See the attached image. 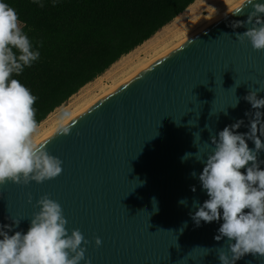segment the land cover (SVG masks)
<instances>
[{
    "label": "water",
    "instance_id": "obj_1",
    "mask_svg": "<svg viewBox=\"0 0 264 264\" xmlns=\"http://www.w3.org/2000/svg\"><path fill=\"white\" fill-rule=\"evenodd\" d=\"M238 6L69 120V135L55 130L43 139L62 161L61 174L0 186V224L22 218L14 231L26 232L36 201L47 195L60 204L69 234L79 229L89 242L91 264H220L217 251L226 245L214 236L222 221L196 227L190 218L193 199H208L198 179L204 165L181 157L202 153L210 132L238 121L237 131L247 132L253 109L244 97L264 92V50L238 41L234 33L246 29L231 26L251 10L242 6L237 15ZM237 264H264V257L248 254Z\"/></svg>",
    "mask_w": 264,
    "mask_h": 264
},
{
    "label": "clouds",
    "instance_id": "obj_2",
    "mask_svg": "<svg viewBox=\"0 0 264 264\" xmlns=\"http://www.w3.org/2000/svg\"><path fill=\"white\" fill-rule=\"evenodd\" d=\"M32 2L44 6L41 0ZM245 5L251 9L247 19L231 26L246 30L234 35L240 42H249L254 50H264V2L243 0L233 13L241 14ZM39 47L42 42L33 45L15 9L7 0H0V186L7 182L23 186L32 181L39 184L62 172V161L49 154L47 142L38 141L39 123L33 107L38 98L12 78L39 60ZM259 93L264 92L258 87L244 97L253 109L246 113L247 132L237 131L243 121L225 126L215 135L209 131L210 142H204L202 153L197 149L196 153L181 157V163L194 158L204 165L198 179L208 199L202 204L193 199L190 218L196 227L201 222L222 221L214 236L217 242L224 240L226 245L217 251L220 264H237L248 254L264 257V168L261 167L264 160L258 159L264 152V97L258 96ZM238 103L237 100L233 108ZM68 116L69 113L62 112L60 119ZM57 133L69 135L71 128L61 125ZM248 141L254 144L253 148ZM190 175L197 178L195 171ZM191 191L195 193L196 187H191ZM28 202H32L31 195ZM178 203L188 206L187 198ZM36 207L38 211L29 218L26 232L14 231L22 218L10 217L11 223L0 224V264H91L85 255L89 242L79 229L69 234L60 204L45 195L36 201ZM158 211V202L153 197L152 213ZM186 227L187 222L180 231ZM95 244H101L98 237ZM207 250L209 253L210 249Z\"/></svg>",
    "mask_w": 264,
    "mask_h": 264
},
{
    "label": "trees",
    "instance_id": "obj_3",
    "mask_svg": "<svg viewBox=\"0 0 264 264\" xmlns=\"http://www.w3.org/2000/svg\"><path fill=\"white\" fill-rule=\"evenodd\" d=\"M196 0H7L40 58L19 80L40 124L80 89L170 24Z\"/></svg>",
    "mask_w": 264,
    "mask_h": 264
},
{
    "label": "rangeland",
    "instance_id": "obj_4",
    "mask_svg": "<svg viewBox=\"0 0 264 264\" xmlns=\"http://www.w3.org/2000/svg\"><path fill=\"white\" fill-rule=\"evenodd\" d=\"M241 1L243 0H199L192 10L163 27L150 41L147 40L148 42H144L129 54L121 57L105 73L84 86L63 105L50 113L39 124L38 140L71 119L73 114L96 101L112 89L111 87L129 78L137 70L197 33L198 30ZM62 112L69 113L67 119H60Z\"/></svg>",
    "mask_w": 264,
    "mask_h": 264
},
{
    "label": "bare ground",
    "instance_id": "obj_5",
    "mask_svg": "<svg viewBox=\"0 0 264 264\" xmlns=\"http://www.w3.org/2000/svg\"><path fill=\"white\" fill-rule=\"evenodd\" d=\"M199 0H196L194 3H192L182 14H180L179 16H177L175 19H177L178 17H180V16H182L183 14H185L186 12H188L189 10H192L193 8H194V6H196V4H197V2H198ZM241 3H243V1H241L239 4H241ZM239 4H237L236 6H238ZM235 5H234V7H232L231 9H229V10H227L226 12H224L222 15H220L218 18H216L215 20H212L209 24H207L205 27H203V28H201L200 30H198V32H200L201 30H203L204 28H206L207 26H209L210 24H212L214 21H216L217 19H219L220 17H222L223 15H225L227 12H229L230 10H232L233 8H235L236 7ZM174 19V20H175ZM197 32V33H198ZM158 33V32H157ZM156 33V34H157ZM197 33H195V34H197ZM155 34V35H156ZM195 34H193V35H191V36H189L186 40H188L189 38H191L192 36H194ZM155 35L152 37V38H150L148 41H150L151 39H153L154 37H155ZM186 40H184V41H182L181 43H179L178 45H176V46H174L173 48H175V47H177V46H179L180 44H182L183 42H185ZM148 41H146V42H148ZM172 48V49H173ZM172 49H170V50H168V51H166L165 53H163L162 55H160L158 58H156V59H154L153 61H151V62H149L148 64H146L145 66H143L142 68H140L139 70H137L133 75H131L129 78H127V79H125L124 81H122V82H120L119 84H117L116 86H113V87H111L112 89H110L108 92H106L104 95H102L100 98H98L96 101H98L99 99H101L102 97H104V96H106L107 94H109L111 91H113V90H115L117 87H119L120 85H122L123 83H125L126 81H128L129 79H131L132 77H134L136 74H138L140 71H142L144 68H146L147 66H149L150 64H152L153 62H155L157 59H159L160 57H162V56H164L165 54H167L168 52H170ZM96 101H94L93 103H95ZM93 103H90L88 106H86L83 110H85L86 108H88L89 106H91ZM83 110H81V111H79L78 113H76V114H73L72 116H71V119L72 118H74L75 116H77L78 114H80ZM71 119H69V120H71ZM69 120H67V121H65L63 124H61V125H64V124H66ZM60 125V126H61ZM59 126V127H60ZM55 130H57V129H54V130H52V132L51 133H53ZM51 133H49V134H47V135H44L40 140H38L39 142H41L43 139H45L48 135H50Z\"/></svg>",
    "mask_w": 264,
    "mask_h": 264
},
{
    "label": "snow or ice",
    "instance_id": "obj_6",
    "mask_svg": "<svg viewBox=\"0 0 264 264\" xmlns=\"http://www.w3.org/2000/svg\"><path fill=\"white\" fill-rule=\"evenodd\" d=\"M45 142H47V141H45Z\"/></svg>",
    "mask_w": 264,
    "mask_h": 264
}]
</instances>
